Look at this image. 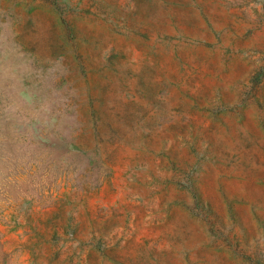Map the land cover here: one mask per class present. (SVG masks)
Here are the masks:
<instances>
[{"label":"rangeland","instance_id":"rangeland-1","mask_svg":"<svg viewBox=\"0 0 264 264\" xmlns=\"http://www.w3.org/2000/svg\"><path fill=\"white\" fill-rule=\"evenodd\" d=\"M0 264H264V0H0Z\"/></svg>","mask_w":264,"mask_h":264}]
</instances>
